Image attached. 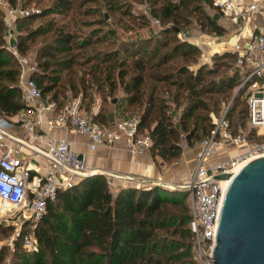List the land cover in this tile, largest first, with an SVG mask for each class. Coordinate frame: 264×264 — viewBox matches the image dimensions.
I'll return each instance as SVG.
<instances>
[{"label":"trees","instance_id":"1","mask_svg":"<svg viewBox=\"0 0 264 264\" xmlns=\"http://www.w3.org/2000/svg\"><path fill=\"white\" fill-rule=\"evenodd\" d=\"M9 1L14 3V0ZM98 1L51 0L38 15L66 17L74 11L88 15L90 11L96 13L93 8L99 6ZM147 1L150 16L161 21L159 32L162 34H177L193 13L213 34L223 31L222 25L205 11V5L213 7L212 0ZM103 3L111 12L118 9L117 1L104 0ZM35 16L31 14L25 19ZM25 19H16L19 52L26 53L36 37L48 34L36 46V67L31 73L43 97L54 100L59 109L68 95L76 96L80 83H86V74L93 80L92 84L96 82L97 87L104 86L109 92L119 86L126 105L141 107L139 113H135L139 117L137 131L149 135L148 151L154 159L160 157L161 163L178 157L181 139L191 145L209 134L213 122L208 111L224 104L225 92L228 93L243 75L237 66L232 73L215 78L210 74L217 71V67L202 64L192 69L185 62L175 65L173 54L183 60L195 59L198 49L177 38L172 50L162 49L167 39L160 34L147 39H130L114 49L85 55L79 51L90 44L95 30L86 33L85 38L53 18L36 27L23 26ZM5 32L0 7V115L4 118L26 106L19 87L20 66L15 55L5 47ZM224 54L231 56L235 63L236 53ZM158 83L175 89L159 87ZM238 94L226 113L232 131L237 130L239 120L242 127H247L248 138L264 140V131L256 133L247 126V102L243 98L244 104L240 105L242 100ZM83 97L91 98L86 91L81 99ZM179 97L183 98V103L174 123L167 101L177 102ZM107 114L99 108L93 118L107 124ZM185 194V189L157 183L139 187L121 185L112 191L103 173L85 175L70 187L59 189L31 228L29 221L23 220L22 228L12 238L11 249L7 244L0 245V264H197ZM11 228L0 223V235H8ZM30 232L36 239L34 250L23 246V235Z\"/></svg>","mask_w":264,"mask_h":264},{"label":"built area","instance_id":"2","mask_svg":"<svg viewBox=\"0 0 264 264\" xmlns=\"http://www.w3.org/2000/svg\"><path fill=\"white\" fill-rule=\"evenodd\" d=\"M263 1L212 0V4L236 23L240 18L247 22L250 16L261 12ZM0 7L6 26L5 47L18 60L19 87L21 97L26 102V106L15 115L6 118L0 115V214H7L6 210L11 208L19 209L18 217H22V221L29 218L33 226L45 211L46 203L55 198L59 189L70 187L93 171L67 137H48L44 146L30 142L31 137L41 140L46 136L43 123L46 128L59 126L86 135L91 149L99 145L109 146L123 139L132 156L147 150L151 140L148 134L138 133L139 117L136 114L102 124L93 118V109L89 114L83 113L80 94L56 109L55 101L45 99L35 85L31 76L35 70L34 61L20 55L16 46V19L27 11L12 6L8 0H0ZM229 44L228 48L237 56L236 66L243 72L240 86H244L247 102L246 124L258 132L260 127H264V31L254 30L244 35L243 30L239 29ZM227 108L228 105L217 116L211 113L213 126L209 134L198 142L188 177L178 184L187 190L189 228L197 264L213 263L212 249L226 187L225 179L229 180L241 161L264 154V140L248 138L247 131L239 122L237 130L232 131ZM19 127L24 136L17 134ZM221 139L230 140L238 146L239 151L219 157L217 150ZM32 155L47 159L44 173L30 165L28 161ZM103 172L110 187L115 177L131 180L136 187L158 183L113 170ZM23 246L26 250L36 248V239L31 232L23 235Z\"/></svg>","mask_w":264,"mask_h":264},{"label":"rangeland","instance_id":"3","mask_svg":"<svg viewBox=\"0 0 264 264\" xmlns=\"http://www.w3.org/2000/svg\"><path fill=\"white\" fill-rule=\"evenodd\" d=\"M50 1L51 0H14V3H11L8 0V2L12 6L22 7L27 11V13L23 16H20V18L25 19L31 14L36 15L32 19H25L23 26L36 27L38 24L46 22L47 19L53 18L56 20V23H66L70 28H74L81 36H84L85 38L86 33L90 34L92 32V29L95 30L96 34L90 39V44L88 46L83 47L79 51V53H85V55L96 50L102 52L103 50L114 49L121 42L130 39H136L139 37H141V39H147L152 35L160 34L162 38L167 39V45L162 49H167L169 51L172 50V47L174 45V38H177V40H184L198 49V51L195 53V59L188 58L183 60V57L173 54L174 57L172 59V62L175 65L185 62L192 69H195L196 67L202 64H205L208 67L212 68L217 67V71H214L210 74L214 75L215 78H218L220 74L227 75L229 73H232L234 66L237 65V58H235L236 61L235 63H233V58L231 56H225L224 53L233 52L230 50V48H228L230 46V41L228 40H230L231 37L234 36L236 27L240 26L236 31H238L239 29L242 30L245 27L246 23H244L245 21L242 18H240V20L234 23L229 17L224 16L219 11V9H217L213 4V7L205 5L204 8L205 11L210 14V16L215 18L216 21L220 25H222L223 31L221 34H213V32L210 31L207 27H203L201 23L196 20V15L194 13L191 14L190 21L183 24L182 29L179 30L177 34H162L159 32V28L161 27V21L157 18L150 16L149 5L147 0H113L117 1L118 5L117 11L113 12L107 9L105 4L103 3L104 0H99L97 2L99 6L93 8V11H95L96 13L91 14L90 11L88 15H82V13L84 12L78 14V11H74L66 17L62 16L61 14H47L46 16H39L38 13H40V11L42 10L41 8L44 7V5L50 3ZM215 13L217 14V17H214ZM130 14L137 17H132ZM98 21L100 22L98 23ZM85 23L88 24L84 25ZM167 23L168 25L171 24L170 22ZM46 37H48V34L44 37H36L34 43L30 45L27 52H20V55L29 58V60L34 61L35 63L34 58L36 46L40 41H44L43 39H45ZM222 45H226L227 48L222 47ZM88 64L85 63V65ZM84 77L86 79V83H80L79 90L76 96L80 94V97H82L83 93L86 91V93H88L91 98L88 99L87 97H83V99H81V108L83 113L89 114L90 111L93 109L92 116L94 117V115L98 112L99 108L101 111L108 113V116L114 115L122 117V114L139 113L141 107L129 106L124 103L123 91L119 86H117L115 90L109 92L104 86L97 87L96 82L92 84L93 80H91V78H89L87 74ZM88 84H90V87ZM162 85H164L165 88H170L172 91H174L175 89L174 87L167 86L163 83H158L159 87H161ZM240 90H242V92H239ZM163 93L165 94V92ZM236 94H238L240 99L242 100L240 105L244 104L243 98L246 99L244 97V86H240V81L236 83L232 89H229L228 93L225 92L226 97L223 99L224 104L218 106L215 110L210 109L208 111L209 115L211 116V113L213 112L215 113L214 115L217 116V114L227 105L228 108L229 105L230 107H232L235 102ZM76 96L70 94L68 95L69 98L67 100H70ZM182 103V97H179L177 102L171 99L167 101V110L168 113L171 115L174 123L177 121V116L180 112V107L182 106ZM94 110L95 112H93ZM235 119L237 120V118ZM237 122H239V120H237ZM263 131V129H259L256 133H262ZM221 140L222 141L219 142L217 150V154L221 153L219 156L225 157L227 155H233L237 151H239L238 146L232 144L233 142H231L230 140ZM180 144L182 145V147L178 157L171 160L169 159L166 161V163H161L160 157L156 156L155 158L156 164L158 166H161L165 170L168 169V171H174L175 169H178L179 177L176 180L178 182L173 185H167L166 187L168 188L184 189L183 187L178 186V184L184 182V180L188 177L187 174L192 164L191 161H188L189 159L185 152L187 153L188 151H190L189 153H192L191 157L193 158V156L195 157L197 151L196 147L198 145V142H194L191 145H188L184 142V140L181 139ZM179 166L181 167L180 169ZM109 188L113 191V186H109ZM116 188L117 187H115V189ZM184 196L186 202L188 203V195L185 194ZM18 212L19 209L11 208L9 210H6L7 214H0V223L10 225L12 227L8 235H0V245L7 244L10 249L12 247V238L15 236L16 232L22 228L21 224L23 223V221L21 220L22 217H18ZM26 219L29 221L28 227L31 228V220L29 218Z\"/></svg>","mask_w":264,"mask_h":264},{"label":"water","instance_id":"4","mask_svg":"<svg viewBox=\"0 0 264 264\" xmlns=\"http://www.w3.org/2000/svg\"><path fill=\"white\" fill-rule=\"evenodd\" d=\"M212 257V264H264V154L242 162L230 176Z\"/></svg>","mask_w":264,"mask_h":264},{"label":"crops","instance_id":"5","mask_svg":"<svg viewBox=\"0 0 264 264\" xmlns=\"http://www.w3.org/2000/svg\"><path fill=\"white\" fill-rule=\"evenodd\" d=\"M214 17H217L216 13ZM245 23L246 25L242 29L244 35H248L249 32L254 30L264 31V1L261 5V12L255 13L254 15L250 16L249 20ZM239 27H236V30ZM233 38L234 36H232L228 41H232ZM108 117L109 120L119 118L118 116L114 115H109ZM43 127L46 129V136L41 140L31 137V139H29L30 142H34L44 146L45 142L48 140V137H53L54 139H58L59 137H67L71 139L72 147L74 148V150H76L83 156L85 164L93 171L104 173L103 171L113 170L122 174H130L137 178L157 181L164 186L170 184L173 185L178 182L176 181L179 177L178 169H175L174 171H168V169L165 170L161 166H158L155 162L156 159L151 156L148 149L143 151L142 153H138L132 156L129 153L126 141L123 139L116 140L109 146L99 145L96 148L91 149L88 145V138L82 133H78L59 126L46 128L45 123H43ZM16 132L17 134L24 136V132L20 127L16 129ZM197 148L198 146L196 147V149ZM189 152L190 151H188L187 153L185 152V154H187L188 156L189 160H187L191 161V163L193 164L194 156L192 158V153ZM29 160L30 161L28 162L30 163V165L36 167L40 173H44L46 171L48 161L41 155H32ZM180 168L181 167L179 166V169ZM112 183L113 187L132 184L131 180L117 177L113 178ZM114 189L115 188H113V190Z\"/></svg>","mask_w":264,"mask_h":264},{"label":"bare ground","instance_id":"6","mask_svg":"<svg viewBox=\"0 0 264 264\" xmlns=\"http://www.w3.org/2000/svg\"><path fill=\"white\" fill-rule=\"evenodd\" d=\"M231 42V41H230ZM222 47H226V45H222ZM259 129H264V127L262 126V127H260ZM246 161V160H245ZM242 162H244V161H241L239 164H238V166L242 163ZM237 166V167H238ZM227 182H228V179H225V184H227Z\"/></svg>","mask_w":264,"mask_h":264}]
</instances>
